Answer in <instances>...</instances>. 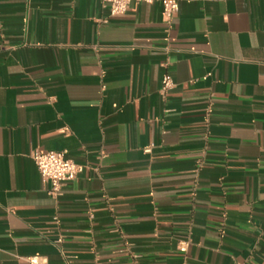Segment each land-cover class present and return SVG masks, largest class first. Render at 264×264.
I'll list each match as a JSON object with an SVG mask.
<instances>
[{
  "label": "crops",
  "instance_id": "0c3cea01",
  "mask_svg": "<svg viewBox=\"0 0 264 264\" xmlns=\"http://www.w3.org/2000/svg\"><path fill=\"white\" fill-rule=\"evenodd\" d=\"M178 4L0 0V264H264V0Z\"/></svg>",
  "mask_w": 264,
  "mask_h": 264
},
{
  "label": "built area",
  "instance_id": "2783aa9c",
  "mask_svg": "<svg viewBox=\"0 0 264 264\" xmlns=\"http://www.w3.org/2000/svg\"><path fill=\"white\" fill-rule=\"evenodd\" d=\"M106 8L110 16L123 15L131 5L139 3L158 2L161 12L169 22L177 13L179 4L178 0H97ZM174 87L172 79L164 74L161 78L160 92L166 94ZM149 148H146L148 151ZM33 160L41 179L48 185V192L52 196L61 193L66 182L75 179L83 170V165L74 162L66 156L64 150L41 151L35 149L30 155ZM188 242L183 241L179 244V251L185 252ZM31 264H37L36 258H29Z\"/></svg>",
  "mask_w": 264,
  "mask_h": 264
}]
</instances>
